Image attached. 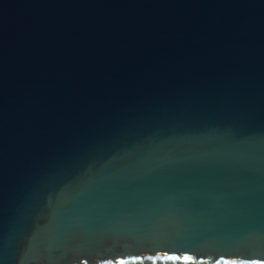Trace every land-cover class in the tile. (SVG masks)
I'll return each mask as SVG.
<instances>
[{
	"label": "water",
	"instance_id": "obj_1",
	"mask_svg": "<svg viewBox=\"0 0 264 264\" xmlns=\"http://www.w3.org/2000/svg\"><path fill=\"white\" fill-rule=\"evenodd\" d=\"M0 264H264V0H0Z\"/></svg>",
	"mask_w": 264,
	"mask_h": 264
},
{
	"label": "snow or ice",
	"instance_id": "obj_2",
	"mask_svg": "<svg viewBox=\"0 0 264 264\" xmlns=\"http://www.w3.org/2000/svg\"><path fill=\"white\" fill-rule=\"evenodd\" d=\"M188 259H190V258H188V257L185 258V260H188Z\"/></svg>",
	"mask_w": 264,
	"mask_h": 264
}]
</instances>
